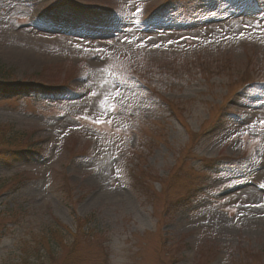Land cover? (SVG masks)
Returning <instances> with one entry per match:
<instances>
[{"label": "rangeland", "instance_id": "rangeland-1", "mask_svg": "<svg viewBox=\"0 0 264 264\" xmlns=\"http://www.w3.org/2000/svg\"><path fill=\"white\" fill-rule=\"evenodd\" d=\"M0 63V264H264V0H0Z\"/></svg>", "mask_w": 264, "mask_h": 264}, {"label": "trees", "instance_id": "trees-1", "mask_svg": "<svg viewBox=\"0 0 264 264\" xmlns=\"http://www.w3.org/2000/svg\"><path fill=\"white\" fill-rule=\"evenodd\" d=\"M4 67L1 65L0 63V78H1V73L3 72ZM5 127H0V160L4 159V160H9L10 162H15L16 161V156L19 155L20 152L23 153V151L27 150V149H20L18 146L19 142L17 140V138L14 137V135H16L14 133V135L12 133H10V136L6 135V132L4 131ZM89 221V218L83 219L81 220V226L79 228V230L82 231V228L85 227L84 224L85 222ZM62 228L61 225L59 224H55L53 226V228H48L47 229V234H46V238L45 235H42L43 237H41L38 240V245L41 247V249H43V245L45 247V251L48 252L49 254V258L50 259H54L55 256V251L57 248H59L61 251H63L65 253H67V255H65V260L68 259L72 252L75 250L74 247H72L69 251L67 249L68 246L64 245V236L62 231L59 229ZM49 234L50 238L47 236ZM90 236V235H88ZM74 238H78L77 235L73 236ZM92 237V235H91ZM52 244H55L56 246H52ZM20 264H31L27 259H24L22 261V263ZM72 264V263H70Z\"/></svg>", "mask_w": 264, "mask_h": 264}, {"label": "snow or ice", "instance_id": "snow-or-ice-1", "mask_svg": "<svg viewBox=\"0 0 264 264\" xmlns=\"http://www.w3.org/2000/svg\"><path fill=\"white\" fill-rule=\"evenodd\" d=\"M157 47H158V45H157ZM115 110V108L113 107V111ZM100 121H97V123H99Z\"/></svg>", "mask_w": 264, "mask_h": 264}, {"label": "bare ground", "instance_id": "bare-ground-1", "mask_svg": "<svg viewBox=\"0 0 264 264\" xmlns=\"http://www.w3.org/2000/svg\"><path fill=\"white\" fill-rule=\"evenodd\" d=\"M65 41H67V40H65ZM71 41V40H70Z\"/></svg>", "mask_w": 264, "mask_h": 264}]
</instances>
